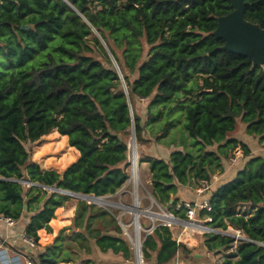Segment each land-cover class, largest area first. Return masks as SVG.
I'll return each instance as SVG.
<instances>
[{
    "label": "trees",
    "instance_id": "obj_1",
    "mask_svg": "<svg viewBox=\"0 0 264 264\" xmlns=\"http://www.w3.org/2000/svg\"><path fill=\"white\" fill-rule=\"evenodd\" d=\"M243 1L244 18L264 28V0ZM231 10L228 0H0V217L17 221L28 213L24 234L37 244V231L51 233L55 210L70 197L26 183L96 197L117 193L129 179L133 124L137 145L149 141L144 134L151 130L154 142L174 148L168 156L142 151L138 164L148 165L154 201L184 220V209L176 210L179 188L196 189L222 172L237 148L250 155L235 136L239 124L264 147V67L222 50L223 41L212 35L216 18ZM136 100L145 102L143 122ZM175 126L179 141L163 143ZM52 133L65 136L79 154L61 174L32 163L25 147ZM206 195L210 227L244 236L221 264H264V159L248 157L231 180ZM93 206L77 200V231L69 238L86 255L93 246L131 264L120 227ZM238 207L252 212L240 214ZM170 227L158 224L143 236V264L152 254L155 264L175 257L182 245ZM205 237L211 248L234 243L220 234ZM59 239L23 261L72 262L67 252L61 255ZM82 264L107 263L87 258Z\"/></svg>",
    "mask_w": 264,
    "mask_h": 264
},
{
    "label": "rangeland",
    "instance_id": "obj_2",
    "mask_svg": "<svg viewBox=\"0 0 264 264\" xmlns=\"http://www.w3.org/2000/svg\"><path fill=\"white\" fill-rule=\"evenodd\" d=\"M134 108H135V112L140 116L141 121L143 122L145 119V102L136 100ZM130 131H131V127H130L129 132ZM243 131H244V126L239 124L236 131L234 132L235 136L238 139H246L245 135L243 134ZM152 134H153V131L151 130H149V132L144 134V137L149 139V141L145 142L143 145H137L135 143V150H136L135 152L137 155V162H138V157L140 155V152L142 151H145L146 155H149V156L150 155L160 156V155H166V152H169L172 149H174L173 147L166 148L161 143L154 142V138L150 136ZM130 136L131 135L129 134L127 157H128V162L130 163V167H131V160H132L131 156H132L134 149H133V146L130 144ZM171 137L175 138V144L179 141L178 126H175L174 128H172L169 132V135H167L165 138H162L161 141L163 143L168 142V140L169 141L172 140ZM60 139L61 138L59 137L57 133L55 134L52 133V134L44 136L37 143L26 144L25 147L27 150H29L31 162L39 165V167L42 170H53L59 174L64 172L65 169L68 166H70L72 163H74L77 159L75 158L76 153L73 151V149H69L68 147L67 138L62 141H60ZM251 143L254 146H252ZM250 145H251V148L255 149L256 154L260 153L261 150L259 149V147H257V144L255 142H252L250 140ZM162 157H166V156H162ZM251 157H254V156H251ZM244 158L245 157H243V154H241V156H239L238 160L236 161V163L234 164L232 168H236L238 165L243 164ZM130 170L131 168L128 169L129 176H130ZM148 172H147V164L145 163H142L140 165L138 164V175H139V180L137 183V198L139 200L138 203H140L141 209L143 211H146L149 213L161 214V211L166 212L167 210L164 206L156 203L150 196L151 186H150V175L148 174ZM215 172L218 173V171H215ZM129 180H130V177L126 181V183L121 187V189L118 190L117 193H115L114 195L101 197L103 198L102 200L103 203H100L98 205L94 204L96 207L93 206V210L96 211L98 210L97 207H100L104 209V211L106 210V212H108L114 218V220L116 221V223L118 224V226L120 227L123 233L124 239L130 243V246L132 249V260L130 261V263L136 264L134 251H133L135 223L133 220V214L129 210L126 209V208L131 207L134 203L133 202L134 192L129 183ZM47 193L49 194L50 191L47 190ZM76 202H77L76 199L69 198V200L62 206L61 209H56L57 211L60 210L64 215H66V217H70L72 215L69 226L66 227L64 231H60L58 233V235H60V239L58 242L61 244V248H62L61 255L67 252L69 255L68 257L70 261L74 262L75 264H82V261L87 258H92V260L95 263L103 262L104 260H108V262L112 261L111 259H113V256L108 255L112 257L108 259L107 254L105 255L97 254L96 253L97 250H95L93 246H92V254L86 255L84 252L78 250L76 243L73 242V239L71 240V238H69L70 235H72L73 233H76L77 231L73 227V223H72V218L75 213ZM237 212L240 214H243V213H249L252 211L249 207H238ZM154 218L155 217L149 216L146 214L140 215L139 217L140 230L138 231V239H139L140 244L142 242V235H143V230H145V227L146 228L149 227L151 223H161L160 220L154 219ZM200 222L204 224V220ZM176 226H179V225H174L170 227L173 232L176 229H178ZM199 230H203V229H194V231L205 234L204 231H199ZM218 231L224 232L220 229H218ZM227 233H229V235L235 236V233L231 231H228ZM239 237L243 238L244 236L241 234L239 235ZM53 242L54 240L51 243ZM230 247H232L233 249L232 252H233L235 250V244L233 243L232 245H230ZM141 261H143L142 255H141ZM104 262H107V261H104ZM59 264H71V263H59Z\"/></svg>",
    "mask_w": 264,
    "mask_h": 264
},
{
    "label": "crops",
    "instance_id": "obj_3",
    "mask_svg": "<svg viewBox=\"0 0 264 264\" xmlns=\"http://www.w3.org/2000/svg\"><path fill=\"white\" fill-rule=\"evenodd\" d=\"M246 139H241L246 145L249 146L250 155L251 156H259L264 159V147L259 145L256 140H251L250 138L246 137ZM62 140L66 139V137H62ZM250 140L257 144V147L261 150L260 153L256 154L255 149L251 148ZM254 146V145H252ZM76 153L75 158L79 157L78 152L73 149ZM170 152H166L168 156ZM248 157H245L244 163L247 161ZM146 164V163H145ZM223 171L222 172H215L212 175L218 177L217 180H214L211 183V188L215 190L217 187L221 186L222 184L231 180L237 170H239L243 164H240V167L232 168L233 166L229 165V162L224 161L222 163ZM147 172H148V165H147ZM150 175V173L148 172ZM151 196V195H150ZM206 196V195H205ZM176 197L179 199V203L185 201H195L200 197L197 196L195 192V188L193 187H182L178 189ZM178 203V204H179ZM34 205V204H33ZM33 209L37 206H32ZM57 208V209H61ZM168 212V211H167ZM33 213V212H31ZM169 213V212H168ZM28 213L24 214L21 219L14 221V224L9 226L4 224L0 221V256L2 251L5 252V255L8 257H21L20 259L23 262V259H26L28 256H35L38 252H43L44 248L51 244L54 238L58 235L60 231H64L66 227L69 226L71 222V216L66 217L60 210H55L54 218L50 220L49 226L51 228V233H46L44 229H40L37 231L38 235V242L34 244L33 247H30L25 240H23L24 234V227L27 223ZM69 218V219H68ZM178 219V218H177ZM203 218L201 219V221ZM179 227L177 231L173 232V238L182 245V247L177 251L175 257L166 264H221L223 260L232 253V247L228 248H211L207 247L205 244L206 234H215L212 232H205L199 233L194 231V229L188 227L186 224L183 225L181 222L178 223ZM210 227V225H208ZM211 228V227H210ZM234 248V247H233ZM97 254H101L98 250L96 251ZM108 255L113 256L112 261L108 262V260H104L107 262H98V263H107V264H129L127 261H123L121 257L112 255L111 253H105ZM101 254V255H105ZM112 257L108 256V259ZM92 259V258H89ZM25 261V260H24ZM71 264H75L74 262H69ZM1 264V259H0ZM145 264H155V254H152V257L149 261Z\"/></svg>",
    "mask_w": 264,
    "mask_h": 264
},
{
    "label": "water",
    "instance_id": "obj_4",
    "mask_svg": "<svg viewBox=\"0 0 264 264\" xmlns=\"http://www.w3.org/2000/svg\"><path fill=\"white\" fill-rule=\"evenodd\" d=\"M228 2L232 10L228 14L219 16L216 18V28L212 32V35L215 37V39L217 40L221 39L223 41V45L221 46L222 50L228 51L235 55H240V56L245 57L248 60V62L252 63L253 66L264 67V28H261L258 24L251 23L244 18L245 2L243 0H228ZM78 15L84 20V22L87 23V20L81 14H78ZM27 28L29 27L28 26L22 27L23 30ZM90 28L92 29L95 36L99 39V41L101 42L105 50H107L108 52V49L105 43L103 42L102 38L99 36V34L96 32V30L93 27L90 26ZM112 61L114 63L113 59ZM114 66L120 77L122 88L125 94H127L126 86L123 82V79L118 70V67L116 66V64H114ZM130 132H131L130 133L131 135L130 143L135 148L136 140H135L133 124L131 126ZM33 186H38L44 190L59 193L61 195H65L67 197H70L76 200H83V201H86L88 203H92L95 205H98L99 201L103 200V198L101 197L74 193V192L62 190L56 187H46V186H41L38 184H33ZM171 202L172 200L169 201V203ZM263 207H264V204H263ZM126 209L131 212L129 208H126ZM167 209L168 208H166V210ZM148 214L155 217V219H158V220L168 221L170 223H178L176 218L170 216L169 213H164V214L148 213ZM182 224L183 225L186 224L187 226H190L189 223H182ZM133 251L135 255V247H133ZM137 252H138V258L135 257V262L136 264H142L141 244L138 245Z\"/></svg>",
    "mask_w": 264,
    "mask_h": 264
},
{
    "label": "built area",
    "instance_id": "obj_5",
    "mask_svg": "<svg viewBox=\"0 0 264 264\" xmlns=\"http://www.w3.org/2000/svg\"><path fill=\"white\" fill-rule=\"evenodd\" d=\"M242 151L237 148L234 150V152L232 153V156L229 158L228 162L229 165L234 166V164L236 163V161L238 160L239 156H241ZM218 177L215 175H212L208 180H203L199 182V186L195 189V192L197 194L198 197H200L199 199H196L195 201H185L182 203H179L176 205V210H181L184 209L185 211V219L181 220V219H177L175 216H173L172 214L169 213L170 216L176 218L177 222L180 223H189L190 228L192 229H197L198 227L202 226L204 229L203 230H199V231H204V232H212L215 234H220L226 237H231L234 239V244L236 245L238 240H244V237H239V235H241L240 231L238 230H233L232 228L228 227L227 231L224 232H219L218 229H214V228H210L208 225L209 223H211L212 219L211 217L208 215V213L211 211V205H210V201L207 198L206 193L209 191L210 187H211V183L214 180H217ZM29 186H33L34 183H26ZM206 195V196H205ZM200 212H204V216H203V220H204V224H202L200 221L201 219L199 218V214ZM164 213H168L167 211H161V214ZM155 219V218H154ZM0 221H2L4 224L6 225H13L14 221L5 218V217H0ZM161 223H151V225L149 227H145V230H143V236H147L152 234L155 226H157L158 224H162V225H166V226H172V225H178V223H170L168 221H162L160 220ZM155 222V221H154ZM135 223V222H134ZM137 224V233L140 230V224L139 221H136ZM134 230H135V225H134ZM228 231H231L233 233H235L234 235H229V233H227ZM23 240H25V242L30 246L33 247L34 246V241L29 238L27 235L23 236ZM139 239H138V245H139ZM137 245V247H138ZM135 247V243L134 246ZM21 258V257H20ZM19 257H8L7 255H5V252L2 251L0 259H1V264H32V262L30 260H25L23 262H21L22 260Z\"/></svg>",
    "mask_w": 264,
    "mask_h": 264
},
{
    "label": "bare ground",
    "instance_id": "obj_6",
    "mask_svg": "<svg viewBox=\"0 0 264 264\" xmlns=\"http://www.w3.org/2000/svg\"><path fill=\"white\" fill-rule=\"evenodd\" d=\"M131 144V143H130ZM132 145V144H131ZM133 146V145H132ZM133 153H132V160H131V170H130V180H129V183L133 189V205L131 207H129V209L131 210V213L133 214V220L135 222V232H134V240L133 242L135 243V257L138 258V252H137V245H138V233H137V224H136V221L138 220L139 221V217L140 215H149L148 213L149 212H146V211H143L140 207V203L138 198H137V183H138V180H139V175H138V162H137V155H136V150L133 146ZM100 203H103L102 201H99V204ZM151 216V215H149ZM196 229V228H195ZM197 229H204L202 226L198 227Z\"/></svg>",
    "mask_w": 264,
    "mask_h": 264
}]
</instances>
